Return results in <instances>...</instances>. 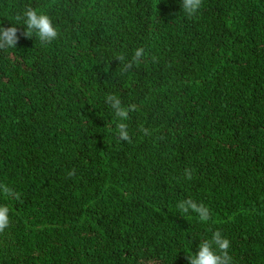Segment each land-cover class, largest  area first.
<instances>
[{
	"label": "trees",
	"instance_id": "16d2710c",
	"mask_svg": "<svg viewBox=\"0 0 264 264\" xmlns=\"http://www.w3.org/2000/svg\"><path fill=\"white\" fill-rule=\"evenodd\" d=\"M29 5L60 36L16 25L0 52V184L20 194L0 193V264H188L217 229L233 264H264V0H203L192 18L181 0H0V27ZM141 46L156 61L120 74ZM110 93L137 106L132 143ZM189 197L208 222L179 212Z\"/></svg>",
	"mask_w": 264,
	"mask_h": 264
},
{
	"label": "clouds",
	"instance_id": "9594fccd",
	"mask_svg": "<svg viewBox=\"0 0 264 264\" xmlns=\"http://www.w3.org/2000/svg\"><path fill=\"white\" fill-rule=\"evenodd\" d=\"M203 0H181V9L183 13L192 18L202 7ZM16 21L11 27H0V52L8 53L9 50L14 49L18 43L19 37L17 35L18 29L16 25H23L24 32L22 35L25 38L35 37L42 46L50 45L60 36L57 26L53 19L44 11L37 10L32 6H26L21 13L14 16ZM148 57L152 62L156 61L155 56H150L146 49L141 46L137 47L129 59L123 52L116 55V60L119 61L120 67L118 71L120 74H126L133 67L145 60ZM105 103L112 110L114 117L118 121L116 124L117 139L119 141L132 143V137L129 133V114L137 110L135 104H128L125 106L121 98L116 94H107L105 96ZM139 131L144 136H151L152 129L141 126ZM75 174V170H69L68 177ZM184 178L186 180L193 179V170L190 168L184 169ZM0 193L5 197H13L19 199V193L15 192L6 184H0ZM180 213L190 214L194 213L201 222H208L211 219L210 209L203 203H199L192 198H187L179 201L176 205ZM9 207L0 205V234L4 233L10 225ZM230 241L222 232L217 229L211 232L209 238L200 241L198 251L196 254L186 256L188 264H233V258L229 255Z\"/></svg>",
	"mask_w": 264,
	"mask_h": 264
}]
</instances>
